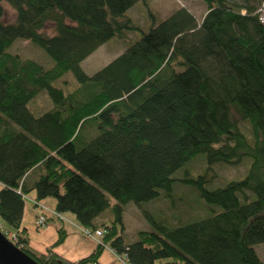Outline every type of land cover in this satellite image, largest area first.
Listing matches in <instances>:
<instances>
[{
    "label": "trees",
    "instance_id": "trees-1",
    "mask_svg": "<svg viewBox=\"0 0 264 264\" xmlns=\"http://www.w3.org/2000/svg\"><path fill=\"white\" fill-rule=\"evenodd\" d=\"M139 1L147 30L127 13ZM201 1L197 22L184 7L158 19L146 0H0V219L13 236L0 230L39 264H101L105 246L128 264H264L253 248L264 242V23L251 0ZM113 37L124 49L85 73L82 60ZM17 38L53 64L11 53ZM43 90L52 105L35 114L29 102ZM197 155L203 166L191 173ZM243 162L244 175L212 184L214 165ZM178 182L197 191L204 215L172 224L142 208L169 199ZM32 190L83 228H101L92 253L57 254L62 227L44 252L28 247L21 219ZM128 202L153 228L125 243L118 226Z\"/></svg>",
    "mask_w": 264,
    "mask_h": 264
},
{
    "label": "rangeland",
    "instance_id": "rangeland-1",
    "mask_svg": "<svg viewBox=\"0 0 264 264\" xmlns=\"http://www.w3.org/2000/svg\"><path fill=\"white\" fill-rule=\"evenodd\" d=\"M235 3H241L242 0H230ZM251 2L260 5L262 0H251ZM3 20L4 21H12L14 19V11L13 9L6 3L3 2ZM146 4L149 10L158 18L164 19L166 18L173 10L184 7L189 12L193 14L196 21L199 22L200 18L205 12V5L201 0H146ZM259 9V6H258ZM264 11V5L262 11ZM127 13L133 18V20L142 27L143 30H147L150 24V17L147 12V8L144 6L142 2H136L133 6H131ZM49 31V29L47 28ZM128 37L134 38L133 33H127ZM124 44V43H123ZM122 42L117 40L116 38H111L105 43L98 46L95 50H93L87 57H85L81 62V67L85 73L91 75L95 71L99 70L101 67L106 65L109 61H111L114 57H116L123 49ZM8 50L11 53H18L22 57L31 58L38 63H40L43 68H48L53 64L52 59L48 56V54L39 46L31 43L26 39H15ZM63 78L66 79L69 85H72L74 82L72 80V75L70 72L65 73ZM55 84H61L60 81H57ZM52 102L46 93L45 90L41 91L34 99L29 102L30 109L35 113L39 114L40 112L51 107ZM245 132L248 133V128L243 125ZM202 155H197L193 160L189 161L186 164V167L189 169L191 173H196L201 171L203 166V158L200 157ZM247 162H243L237 166H222V165H214L213 168V177L212 184L213 185H223L227 180L231 178L241 177L246 172ZM176 176H181V172H177ZM31 179V176H29ZM110 200L112 198L107 195ZM31 195H26L24 198V227H28V238L32 239L38 238L39 232L42 231L41 227L36 228L35 225V213L40 209H35L31 205ZM142 208L147 209L155 214L157 218L164 217L172 224H177L179 221H184L190 218H197L200 215L205 214L206 206L200 201L197 191L193 187L185 186L181 183H176L172 189L171 197L168 198H158L155 200H151L142 205ZM41 211V210H40ZM66 218L73 220L76 223L74 217L71 213L66 212ZM161 216V217H160ZM102 219L98 221L97 224H101L103 221L107 220L110 217V213L108 210H105L101 216ZM49 222V221H48ZM51 222V221H50ZM51 224V223H50ZM67 226L68 224L65 223ZM77 226L83 229L78 223ZM0 226L5 231H11V227L0 219ZM101 226V225H100ZM99 226V227H100ZM153 227L149 221L145 219L142 214V210L139 206L133 204L132 202H128L122 212V229L120 225L118 226L119 235L122 236V239L125 243H130L136 240L137 232L139 230H151ZM81 236L88 242H91L88 239L87 235L80 232ZM90 238V237H89ZM100 239V238H99ZM254 250L256 251L259 258L264 262V242H258L253 245ZM158 262V261H157ZM103 264H118L115 261L114 255L108 250H103L102 257ZM174 264V263H168Z\"/></svg>",
    "mask_w": 264,
    "mask_h": 264
},
{
    "label": "crops",
    "instance_id": "crops-1",
    "mask_svg": "<svg viewBox=\"0 0 264 264\" xmlns=\"http://www.w3.org/2000/svg\"><path fill=\"white\" fill-rule=\"evenodd\" d=\"M1 187V184H0ZM31 195V205L35 207V209L43 210L47 214L48 221L43 225L40 226L42 228V231L39 232V236L36 239H32L29 237V243L28 247L37 252H44L45 249L48 246L54 245L56 239H57V228L62 227L66 231V236L62 243L54 245L53 250L59 254L61 257L70 260V261H76L82 257L87 256L88 254L92 253L93 250L96 247V241L92 238L87 237L90 239L91 242H88L84 239L83 236H81L80 227L76 225L73 220L66 218V212L63 213H57L55 211V200L52 197H46L40 200H37L35 198V191L32 190L27 195ZM26 198V195L24 196ZM34 201L36 202V205H34ZM38 210V212L40 211ZM24 211V210H23ZM35 213L36 214L38 213ZM72 215V214H71ZM73 216V215H72ZM74 217V216H73ZM102 218L97 217L96 222L100 221ZM51 221V222H50ZM51 223V224H50ZM67 223L68 226L65 224ZM21 225H25L24 222V212L21 219ZM28 228V227H26ZM36 228H38L36 226ZM11 232V231H7ZM28 232V229H27ZM83 232V231H82ZM104 249H108L115 258V261L118 264H123L122 261H120L119 256L116 255L109 247L105 246ZM103 250L98 258V261L102 263V257H103Z\"/></svg>",
    "mask_w": 264,
    "mask_h": 264
},
{
    "label": "water",
    "instance_id": "water-1",
    "mask_svg": "<svg viewBox=\"0 0 264 264\" xmlns=\"http://www.w3.org/2000/svg\"><path fill=\"white\" fill-rule=\"evenodd\" d=\"M0 264H39L0 230ZM63 264V263H59Z\"/></svg>",
    "mask_w": 264,
    "mask_h": 264
},
{
    "label": "built area",
    "instance_id": "built-area-1",
    "mask_svg": "<svg viewBox=\"0 0 264 264\" xmlns=\"http://www.w3.org/2000/svg\"><path fill=\"white\" fill-rule=\"evenodd\" d=\"M263 5H264V0H262L261 4L259 5L258 12H259V17H260L261 21L264 23V11L263 12H260V11H262ZM34 205H36V202L35 201H34ZM47 219H48L47 218V214L43 210H41L35 216V225L37 227L43 226L46 223ZM82 231L88 237L94 239L96 242L99 240V238L102 235L101 228H95V229H92V228H83ZM8 235L13 236V233L12 232H8ZM119 259H120V261H122L123 264H128L120 256H119Z\"/></svg>",
    "mask_w": 264,
    "mask_h": 264
}]
</instances>
